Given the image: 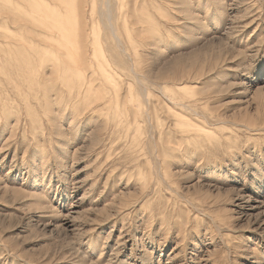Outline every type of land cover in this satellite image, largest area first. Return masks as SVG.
<instances>
[{"label":"rangeland","instance_id":"1","mask_svg":"<svg viewBox=\"0 0 264 264\" xmlns=\"http://www.w3.org/2000/svg\"><path fill=\"white\" fill-rule=\"evenodd\" d=\"M57 1L0 0V264H264V0Z\"/></svg>","mask_w":264,"mask_h":264},{"label":"bare ground","instance_id":"2","mask_svg":"<svg viewBox=\"0 0 264 264\" xmlns=\"http://www.w3.org/2000/svg\"><path fill=\"white\" fill-rule=\"evenodd\" d=\"M53 1L58 2L57 0H53ZM59 3L60 4H52V6H53L52 8H53L54 11L55 10L57 11V10L61 9L62 6H64L66 4L65 1H61ZM106 7H107L106 18L108 19V26L110 27V30H111L112 34L115 36V38L118 39V37L116 35V29L114 28V26L110 22V19H111V8H110L109 0L107 1ZM62 31H63L62 29H60V28L58 29L57 28V30H55V33L53 32L50 35L49 34L48 35H44L43 38L46 41H50V42L55 41L56 37H59V38L62 37V35H63V32Z\"/></svg>","mask_w":264,"mask_h":264}]
</instances>
